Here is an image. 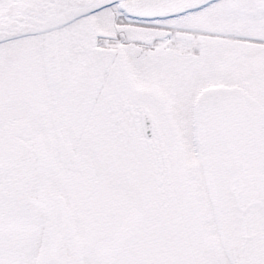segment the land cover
I'll return each mask as SVG.
<instances>
[{
  "label": "rangeland",
  "instance_id": "rangeland-1",
  "mask_svg": "<svg viewBox=\"0 0 264 264\" xmlns=\"http://www.w3.org/2000/svg\"><path fill=\"white\" fill-rule=\"evenodd\" d=\"M208 8L214 16L191 13L189 20L213 22L225 34L239 30L264 35V0H214ZM113 14L112 10L103 11L62 29L65 37L58 40V55H54L59 68L57 86L49 73L55 60L50 58L46 41L35 35L0 43V113L15 115L21 124L28 123L24 117L32 122L25 139L31 138L46 158L44 179L48 185L63 194L71 206L75 193L100 192L114 207L118 205L111 214L88 216L87 220L83 214L75 218L74 210L71 213L73 224L77 220L75 233L84 257L90 264H264V113L260 109L264 108V81L259 86L260 79L254 81L252 76L260 72L264 77V46L260 50L248 44H231L234 54L219 53L213 70L204 61L199 66L200 59L192 63L199 73L210 77L221 62L230 58L228 82L249 80L254 84L235 87L236 92L230 87L215 88V96L222 94L223 88L231 90L225 91L227 101L214 103L212 112L206 104L207 109L199 114L193 112L194 105L204 102L187 100L188 86L183 85L177 60L157 52L150 57V71L144 74L140 87L149 77L157 99L142 105L151 111L159 128V133L154 132L148 140L161 151L154 152L153 175L139 173L136 177L135 163L141 156L135 143L141 138L145 144V135L140 133L137 139L126 132L118 133V127L127 124L123 121L116 129L109 126L110 102L91 101V94L84 99L74 97L69 87L70 80L83 82L90 66L93 76L102 82L105 72L103 65L94 64L100 61L92 52L93 63L82 64L89 58L83 54L77 58L73 47L78 40L71 39L68 31H82L79 38L92 41L94 32L118 31ZM87 24L92 28H86ZM125 32L137 34L130 25ZM133 46L128 43L126 52ZM103 63H112V58ZM218 77L226 79L221 72ZM109 81L107 78L105 84ZM56 87L55 97L52 92ZM113 92L120 97L130 95L119 87ZM116 104L123 110V103ZM53 115L59 120L63 137L81 157L84 171L64 170L55 162ZM217 115L224 116L223 127ZM41 121L40 133L36 122ZM20 136L11 133L7 144L0 143V158L6 148L13 150ZM162 156L170 162L169 188L164 185L166 174L159 172L158 158ZM255 191L261 192L260 197ZM9 216L10 232L15 236L4 247L5 258L13 261L16 250L25 245L22 263L34 264L42 226L28 217L27 236L19 239L17 225L25 222L19 221L18 215L14 218L11 211Z\"/></svg>",
  "mask_w": 264,
  "mask_h": 264
},
{
  "label": "flooded vegetation",
  "instance_id": "flooded-vegetation-1",
  "mask_svg": "<svg viewBox=\"0 0 264 264\" xmlns=\"http://www.w3.org/2000/svg\"><path fill=\"white\" fill-rule=\"evenodd\" d=\"M210 5L211 1L196 8L171 16L138 17L127 14L121 3H115L91 11L63 26L55 28L48 38H44L49 45V49H51L50 58L55 60L53 68H49L50 76L53 78V85L57 86V82L59 81V68L56 65L57 59L54 55H58V46L56 45L58 40H63L65 37V33L62 29L78 21H82L84 18L86 19L88 17H92L97 13L112 10L114 13L113 16L115 15L116 17V24L114 27L118 31L94 32L91 37L92 41H90L88 37L79 38L83 35L82 31H68L71 39L78 40L73 47V50L77 52V58H80L82 54L83 56H87L89 58L88 62H84L82 64L90 66V62L93 63L94 58L90 57L92 52V54H94L100 61L99 63L95 62L94 64L96 66L103 65V71L105 72L103 77L105 79L104 82L93 76L91 66L90 69L86 71V78L83 82L76 81L75 79L70 80L69 87H71L73 96H78L79 98L84 99L85 95L91 94L89 97L91 101L93 99L94 101L110 102V114L112 117H115V122H111L109 126L116 129L120 123L125 121L127 125L122 126L121 128L118 127V133L122 134L126 132L132 137L138 139L137 136L142 133L140 117L145 109L142 103H147L149 100L157 99L155 97L156 92L151 88V86L154 85L152 80L149 77L145 78L144 84L141 85V87L140 81L142 80L144 74L150 71V68L148 67L151 64L150 57L157 52L161 53L163 56H168L167 59L177 60L176 62L180 64V77L183 81V85L188 86V91H186L187 100L190 102L202 101L204 103H208L210 105L206 106L210 109L209 111L212 112L214 109V103L219 101L222 102L224 100L227 101V99L224 98L225 92L222 94L218 93L216 96L212 94L214 93L215 88L217 90L219 86L230 87L233 92H236L235 87L253 86L254 84L249 80H247L248 82L238 80L232 84L228 82L226 75H229V69H231L228 64L230 58L221 62L218 66L217 72L210 74V77L203 76L199 73L198 69H195L192 66V63L200 59L201 63L199 66H201L204 61L213 70L217 65V55L219 53H227L229 56L234 54V49H231L232 47H230L231 44H248L260 49L261 45L264 46V43L257 41V39L264 38V35L261 34V32L250 34L247 31L239 30H235L236 32L229 30L226 31L227 34H225L223 30L215 27L213 22H206L205 20L199 18L189 20L188 16H190L191 13H203L204 17L214 16L212 15L213 10L208 8ZM117 19L122 21L118 22ZM127 25H130L132 30L137 34L129 33L126 35L125 28ZM179 25L183 27H180ZM88 27L90 29L92 28L90 24L86 25V28ZM231 34L236 35L237 37L231 36ZM75 36L78 38H73ZM172 36L174 41L178 39L177 41H182L186 45L192 42L194 44L192 43V47H190L191 49L189 50L188 46L178 47L169 45L167 42L172 40ZM40 39L42 40L41 37ZM186 41L190 42L187 43ZM130 42L136 46H133L131 51L128 49L126 52L128 43ZM45 52L46 51H44V53ZM203 56H206V58L204 59ZM111 58L112 63H103L104 61L110 62ZM220 72L221 76L226 79H220L218 77ZM233 74L234 76H237L234 71ZM113 76L114 79H112ZM252 76L254 77V81L260 79L259 86H261L263 83L262 81H264L262 74H260V72L258 74L252 73ZM107 78L110 81L108 84H105ZM144 86L146 87L142 89ZM117 87H119L120 91H125L126 93H130V95H126V97L118 96L113 92ZM223 90L231 91L226 88ZM234 94L235 93H233V95ZM52 95L55 97L58 95L57 87L53 88ZM206 95H208L209 98H205ZM233 98L238 97L234 96ZM254 101L259 103L257 99H254ZM119 102L123 103V110H120L119 106L116 104ZM132 102H135L137 105H130L129 103ZM263 113L261 112V114ZM197 114H199V112H197ZM226 114L228 113L226 112ZM20 115L22 117L26 116L25 114ZM56 118V115L52 116L53 124ZM223 118L224 116H221V119ZM23 120L28 121V123L21 124L20 119H18L15 115L10 116L9 114L6 115L0 113V143L7 144L11 133H13L15 137L21 133L20 138H18L19 140H17L13 145V150L8 151L6 148L3 158H0V264L26 263H22L23 259L26 258L25 245L22 250H16L17 256L13 261L11 258H5L4 255V247H8L10 245V237L13 236L10 232V224L12 221L9 216L10 211L13 212L14 218L18 215L19 221L25 222L17 225L19 230V239H22L23 234L24 236H27L26 223H28L27 220H29V218L37 221L42 226V220L33 212L28 210V207L19 192V190H24L25 185H27L25 180L27 179L29 170L33 169L32 175H38L40 172L41 176H43L46 162V158L42 156L41 149L37 148V145L31 141V138L28 139L27 137V139H25V131L31 129L33 124L25 117ZM41 123L42 121L36 122V130L40 133L42 132V128L39 127ZM54 126L56 140H58L59 128L58 125L54 124ZM46 129L49 130L48 128ZM140 139L135 143L137 155L141 157L136 159L134 174L136 177H138L139 173L142 175L143 173H148L152 176L154 172L153 156L154 152L157 150V145L155 147L154 144L150 143V140H148L150 138L148 137L146 138L145 144L144 141ZM54 153L55 150L53 151V154ZM55 162L58 164V157L56 155ZM158 162L159 172L166 174L164 185L169 188L170 164L163 158V156L158 158ZM62 168L64 170H73L65 167ZM85 169L86 167L83 164V167L80 170L73 171H84ZM72 196H74L71 198L73 209L71 204L66 202L68 211L71 214L74 210V217L76 215L83 214L85 216V220H87L88 216L95 217L101 216V214H111L114 212V208H118V205H115V207L113 206L112 201L108 202L105 200L104 192L96 193L94 195H88L86 193L78 195L75 193ZM77 226L78 224L76 220L74 221L75 230ZM14 240L15 238L12 239L14 243L17 242L21 245L19 241Z\"/></svg>",
  "mask_w": 264,
  "mask_h": 264
},
{
  "label": "water",
  "instance_id": "water-1",
  "mask_svg": "<svg viewBox=\"0 0 264 264\" xmlns=\"http://www.w3.org/2000/svg\"><path fill=\"white\" fill-rule=\"evenodd\" d=\"M116 1H123L130 14L158 16L180 12L207 0H0V41L55 28ZM142 119L145 133L150 135L151 115L145 114ZM58 150L64 165L81 167L73 148L61 136ZM32 187L23 199L44 220L35 264H84L79 249L70 253L67 246L73 228L64 198L49 190L38 177L33 178Z\"/></svg>",
  "mask_w": 264,
  "mask_h": 264
},
{
  "label": "bare ground",
  "instance_id": "bare-ground-1",
  "mask_svg": "<svg viewBox=\"0 0 264 264\" xmlns=\"http://www.w3.org/2000/svg\"><path fill=\"white\" fill-rule=\"evenodd\" d=\"M122 19V18H121ZM118 22H121L122 20H117ZM176 38V37H175ZM187 38V37H186ZM120 39V38H119ZM172 40L171 41H169V42H167V44H169V45H173V46H180V47H184V46H188L189 48H188V50L189 49H191L190 47H192L191 45H192V43H190V44H188V45H186V44H184L182 41H174V39H173V36H172V38H171ZM168 40H170V39H168ZM105 41V40H104ZM164 42V41H163ZM166 42V41H165ZM187 43H189L190 41H186ZM164 44V43H163ZM182 44V45H181ZM194 44V43H193ZM192 51V50H191ZM32 173H33V169H30L29 170V172H28V175H27V178L30 176V177H32ZM35 175V174H34ZM33 175V176H34ZM26 182H27V185H31L32 184V181H33V177L32 178H28V179H26L25 180ZM27 191H30V189H27V188H25L24 190H19V192L21 193V195L22 196H24L25 194H27ZM73 220V219H72ZM73 228V227H72ZM67 243H68V245L71 247V249H79L80 248V246H79V241L77 240V237L74 235V234H72V235H70L69 237H67Z\"/></svg>",
  "mask_w": 264,
  "mask_h": 264
}]
</instances>
